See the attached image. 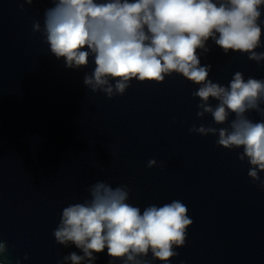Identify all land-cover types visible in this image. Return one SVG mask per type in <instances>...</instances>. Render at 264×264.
I'll list each match as a JSON object with an SVG mask.
<instances>
[{
    "label": "water",
    "instance_id": "95a60500",
    "mask_svg": "<svg viewBox=\"0 0 264 264\" xmlns=\"http://www.w3.org/2000/svg\"><path fill=\"white\" fill-rule=\"evenodd\" d=\"M52 6L51 0H0L3 264H59L72 251L82 255L75 245L58 244L53 230L63 208L90 199L89 186L101 180L127 185L128 202L142 211L173 200L187 206L193 223L170 264H264V186L248 175L250 164L238 156L242 148L218 145V134L190 131L201 124L228 127L234 114L225 124H214L208 113L198 117L200 98L192 93L200 85L175 73L162 83L133 80L111 98L93 92L83 80L94 62L67 68L50 53L43 31H33L36 21L43 28ZM208 46L200 58L212 65L213 82L227 85L237 71L264 79V61L225 54L211 39ZM246 115L264 120L255 110ZM150 159L157 165L149 168ZM260 176L264 181V171ZM96 255L95 264H113L107 249ZM145 259L163 264L151 253Z\"/></svg>",
    "mask_w": 264,
    "mask_h": 264
},
{
    "label": "clouds",
    "instance_id": "9594fccd",
    "mask_svg": "<svg viewBox=\"0 0 264 264\" xmlns=\"http://www.w3.org/2000/svg\"><path fill=\"white\" fill-rule=\"evenodd\" d=\"M32 4L34 0H22ZM45 10L43 28L34 22L33 31H43L50 53L63 58L67 68L94 69L83 83L93 92L109 98L123 95L133 80L164 82L174 73L200 87L198 117L211 114L214 124L193 125L202 135L218 134L216 143L240 149L241 161L250 164L248 175L261 180L264 171V120L253 121L246 113L255 110L264 116V79L237 71L227 85L209 78L212 65H202L201 50L211 51L208 41L225 54H247L250 60L264 61V29L260 24L264 0H51ZM114 81V83H113ZM215 99L217 104L210 101ZM157 165L156 159L148 167ZM90 199L72 203L62 210L53 235L58 244L75 245L82 251L65 255L59 264H95L98 253L107 249L111 261L123 264H151L145 259L170 264L187 241L193 220L187 206L173 200L163 206L140 207L129 203L127 185L113 187L105 181L89 186ZM8 244L0 239V264L8 259ZM28 257L25 256V259Z\"/></svg>",
    "mask_w": 264,
    "mask_h": 264
}]
</instances>
